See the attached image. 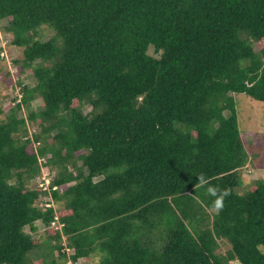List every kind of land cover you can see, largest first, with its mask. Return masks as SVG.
Instances as JSON below:
<instances>
[{"label":"trees","instance_id":"trees-1","mask_svg":"<svg viewBox=\"0 0 264 264\" xmlns=\"http://www.w3.org/2000/svg\"><path fill=\"white\" fill-rule=\"evenodd\" d=\"M6 20L32 85L0 109V264H66L64 238L75 263L264 264L235 101L264 103V0H0Z\"/></svg>","mask_w":264,"mask_h":264},{"label":"rangeland","instance_id":"rangeland-1","mask_svg":"<svg viewBox=\"0 0 264 264\" xmlns=\"http://www.w3.org/2000/svg\"><path fill=\"white\" fill-rule=\"evenodd\" d=\"M6 25L7 20L0 21V109L5 110L1 119H4L8 114L9 106H14L17 103L15 100L21 94V85L18 83L32 85L29 78L30 72L20 74L14 64L15 60L23 58V49L12 44L11 35L4 31ZM45 39L47 40L48 36ZM150 54L154 55L153 49H150ZM235 101L241 136L249 154V162L241 171L243 187L240 192L242 193L248 190L254 181L264 179V103L253 100L245 94L236 95ZM41 107V100L33 103L34 109L38 110ZM90 111L91 107H87L84 112L89 113ZM34 129L36 130L34 127L30 128L32 132H34ZM48 174V169L43 167L41 175L36 182L43 179H46L47 182L50 178L49 176V178L46 177ZM32 185L34 186V182ZM45 199L47 200L48 198L45 197ZM55 207L62 208V206L56 204ZM38 228V232L33 234V238H40L41 241H44L46 237L45 229L40 223ZM228 248L229 246H225L224 250ZM260 249L264 253V247ZM99 262L100 259L98 257L92 256L89 259H81L77 264H99Z\"/></svg>","mask_w":264,"mask_h":264},{"label":"built area","instance_id":"built-area-1","mask_svg":"<svg viewBox=\"0 0 264 264\" xmlns=\"http://www.w3.org/2000/svg\"><path fill=\"white\" fill-rule=\"evenodd\" d=\"M5 47V46H4ZM2 56H3V54H2ZM21 97H22V95L20 94L19 95V97H18V99H17V102H20V100H21ZM49 175H46V177L47 178H49V180L46 182V179H43L42 181H38V184H39V188L40 189H43V190H47L48 189V186H49V184H50V182H51V179H52V177L51 176H49ZM45 201H48V203H49V199H47V200H45ZM47 206L48 207H51V206H54V204L53 203H50V204H47ZM52 227H54V228H56V229H58V228H61L62 227V225H60V224H58L57 222H53L52 223ZM67 252L70 254L71 253V251L69 250V249H67Z\"/></svg>","mask_w":264,"mask_h":264},{"label":"clouds","instance_id":"clouds-1","mask_svg":"<svg viewBox=\"0 0 264 264\" xmlns=\"http://www.w3.org/2000/svg\"><path fill=\"white\" fill-rule=\"evenodd\" d=\"M17 102V101H16ZM38 189H40L39 187H37ZM43 199V198H42ZM54 204V203H53ZM57 205V204H56ZM54 206H55V204H54ZM53 206V207H54ZM54 222H57L58 224H60V225H62V227L64 226L62 223H60V221H59V219H58V217L56 216L55 217V221ZM51 226H52V224H51ZM61 227V228H62ZM61 228H58V229H61ZM64 244H63V246H65V248H63L62 249V253H66L67 254V264H77V263H75V262H73V260H72V255H74L75 254V249H73V248H69V247H67V245H66V239L64 238ZM67 249H69L70 251H71V253L69 254L68 252H67ZM81 259H79L78 261H80Z\"/></svg>","mask_w":264,"mask_h":264}]
</instances>
